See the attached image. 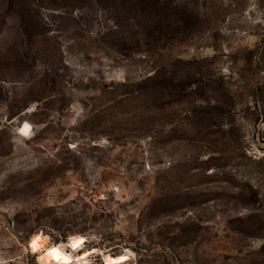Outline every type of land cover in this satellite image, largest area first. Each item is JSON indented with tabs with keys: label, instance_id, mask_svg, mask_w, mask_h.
<instances>
[{
	"label": "rangeland",
	"instance_id": "374dc122",
	"mask_svg": "<svg viewBox=\"0 0 264 264\" xmlns=\"http://www.w3.org/2000/svg\"><path fill=\"white\" fill-rule=\"evenodd\" d=\"M0 124L4 264H264V0H0Z\"/></svg>",
	"mask_w": 264,
	"mask_h": 264
},
{
	"label": "clouds",
	"instance_id": "9594fccd",
	"mask_svg": "<svg viewBox=\"0 0 264 264\" xmlns=\"http://www.w3.org/2000/svg\"><path fill=\"white\" fill-rule=\"evenodd\" d=\"M47 239L48 238L45 237L42 240L41 236H34L31 240L33 252L41 248L43 243L47 242ZM78 243L79 241H76L71 245L73 249L76 248ZM40 262H43V264H71V256L69 254H65L61 247L54 246L48 249L44 256L38 257V264H40ZM0 264H4V262L0 261Z\"/></svg>",
	"mask_w": 264,
	"mask_h": 264
},
{
	"label": "bare ground",
	"instance_id": "6f19581e",
	"mask_svg": "<svg viewBox=\"0 0 264 264\" xmlns=\"http://www.w3.org/2000/svg\"><path fill=\"white\" fill-rule=\"evenodd\" d=\"M27 126V127H26ZM30 130V124L28 122H25V124L23 125V127L21 128L20 132L22 134H27ZM41 239L43 240L44 237L41 236ZM71 241L72 243L76 242V241H79V243L77 244L76 248L78 246H81L83 245V239L81 237H77V236H74V237H71ZM44 245V243H43ZM54 246H57V247H61L62 248V251L65 253V254H69L71 256V264H85L87 261V257L95 251V249H88V250H85L83 252H79V253H76L74 255H72L71 253H69L64 246H62L61 244H51V245H48L47 247H45L43 250H42V256L45 255V253L47 252L48 249L54 247ZM125 259V256L121 255L119 257V260H123Z\"/></svg>",
	"mask_w": 264,
	"mask_h": 264
},
{
	"label": "built area",
	"instance_id": "2783aa9c",
	"mask_svg": "<svg viewBox=\"0 0 264 264\" xmlns=\"http://www.w3.org/2000/svg\"><path fill=\"white\" fill-rule=\"evenodd\" d=\"M2 129V125L0 124V130Z\"/></svg>",
	"mask_w": 264,
	"mask_h": 264
},
{
	"label": "snow or ice",
	"instance_id": "6c2138e0",
	"mask_svg": "<svg viewBox=\"0 0 264 264\" xmlns=\"http://www.w3.org/2000/svg\"><path fill=\"white\" fill-rule=\"evenodd\" d=\"M27 127V126H26ZM77 246V245H76Z\"/></svg>",
	"mask_w": 264,
	"mask_h": 264
}]
</instances>
